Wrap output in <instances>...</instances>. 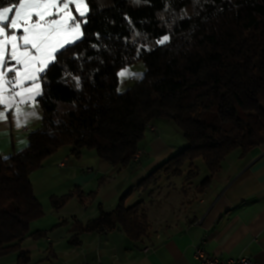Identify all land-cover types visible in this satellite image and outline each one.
<instances>
[{
  "label": "trees",
  "instance_id": "obj_1",
  "mask_svg": "<svg viewBox=\"0 0 264 264\" xmlns=\"http://www.w3.org/2000/svg\"><path fill=\"white\" fill-rule=\"evenodd\" d=\"M86 2L85 38L42 81V127L25 151L0 155V257L18 251V264H30L21 243L30 223L45 215L31 173L65 146L76 159L94 151L112 166L128 167L155 120L169 119L183 133V151L132 187L115 210L100 208L98 217L76 226L78 233L122 230L134 242L151 229L144 202L125 206L135 188L161 177L196 180L194 164L202 158L209 176L196 192L204 193L226 157L264 145V0ZM139 61L144 75L121 93L119 71ZM75 195L82 198L51 197L52 209Z\"/></svg>",
  "mask_w": 264,
  "mask_h": 264
},
{
  "label": "crops",
  "instance_id": "obj_2",
  "mask_svg": "<svg viewBox=\"0 0 264 264\" xmlns=\"http://www.w3.org/2000/svg\"><path fill=\"white\" fill-rule=\"evenodd\" d=\"M39 98L34 105H22L23 111L36 112L26 124L17 127L14 110L0 121L3 158L25 151L30 134L42 127ZM0 111L4 109L0 107ZM164 120L157 119L149 126L155 132L147 130L140 152L128 167L112 166L94 151H84L76 160L72 158L71 147L65 146L31 173L33 186L37 183L41 190L49 179L60 177L64 184L40 195L35 187L45 215L30 223V233L21 243L20 251L31 255L30 264H199L195 247L200 244L212 257L244 255L264 264V145L247 155L235 150L226 157L204 193L195 192L198 185L194 181L190 182L195 186L192 193L187 189L183 192L181 185L183 197L180 195L177 202L163 201L162 197L153 199L150 195L158 187L170 186L172 177H161L147 189L135 188L125 206L144 202L151 221L147 237L140 241L133 242L122 230L76 232L78 224L98 217L100 208L105 212L115 210L124 194L180 152L164 142L170 128ZM20 128L27 130L23 132ZM65 160V166H60ZM51 172L57 175L52 177ZM70 192L81 193L82 198L75 195L66 206L53 210L50 198ZM194 193L196 196L191 198ZM145 194V200H141ZM162 195L165 199L170 197V189ZM38 233L42 236H33ZM75 236L79 237L77 241ZM18 255V251L5 254L0 257V264H18Z\"/></svg>",
  "mask_w": 264,
  "mask_h": 264
},
{
  "label": "snow or ice",
  "instance_id": "obj_3",
  "mask_svg": "<svg viewBox=\"0 0 264 264\" xmlns=\"http://www.w3.org/2000/svg\"><path fill=\"white\" fill-rule=\"evenodd\" d=\"M86 0H0V121L13 113L17 127L36 116L22 105L43 95L42 81L72 46L85 38ZM168 40L165 36L157 44ZM137 75L127 69L120 77ZM79 87V77H73Z\"/></svg>",
  "mask_w": 264,
  "mask_h": 264
},
{
  "label": "rangeland",
  "instance_id": "obj_4",
  "mask_svg": "<svg viewBox=\"0 0 264 264\" xmlns=\"http://www.w3.org/2000/svg\"><path fill=\"white\" fill-rule=\"evenodd\" d=\"M88 10H89V8H88ZM125 69H127L128 72L135 73L137 75H133V76H127L126 75L123 78L120 77L119 73ZM145 71H146V65L142 61H139L133 65H129V66H126V68L121 69L118 73V77L120 78L118 91H120L121 93L127 92L128 89L135 86V84L140 81V79L144 75ZM163 122L166 125H168V124L170 125V128H168L166 135L164 137L165 138L164 142H166L167 144L171 143L173 146L177 147L180 152L183 151V149L188 145V141L185 140L183 133L180 131L179 128H177L175 123L170 121L169 119L164 120ZM147 129H148V131H151L150 127ZM146 133H149V132H146ZM72 158L76 159L74 156ZM194 165L199 168V175L196 178V180H191V181H194L193 183L197 186L204 180L205 177L209 176V171L207 169V166H205L202 158L197 159ZM56 175H57L56 173H52V177H55ZM61 181L62 180L60 179V177L53 178V179H49L48 183H46L44 186H42L43 190H41L40 187H38L37 183H36L35 187L37 188V191L39 190L38 194L40 195V194L45 193V192L47 193V190L48 191L57 190V188L60 187L61 184H64ZM191 181L186 179V175H184V177H182V178L172 177V183L170 184V186L167 187L165 185V186L160 187V188L158 187L159 192H158V189H154L150 195L152 196L153 199H156V198L159 199V197H162L163 201L164 200L170 201V202L176 201V200L178 201V199H180L179 198L180 195H181L180 197H183V195L181 193L182 191H181V189H179L181 187V185L183 186V192L186 189H187V191H189L191 193L194 191L193 189L195 188V186L192 187V185L190 184ZM35 187H34V190H35ZM173 187H176V188L174 189ZM168 189H170L171 195H170V197H167V199H165V198H163L164 195H162V194H165ZM196 194L194 193V195H190V197L193 198L196 196ZM134 196L137 197V194L135 193ZM145 197H146V194L143 195L141 200H145ZM138 200H140V199H137V201ZM144 208L147 209V213H148L147 206L146 207L144 206ZM150 223H151V221H150Z\"/></svg>",
  "mask_w": 264,
  "mask_h": 264
},
{
  "label": "built area",
  "instance_id": "obj_5",
  "mask_svg": "<svg viewBox=\"0 0 264 264\" xmlns=\"http://www.w3.org/2000/svg\"><path fill=\"white\" fill-rule=\"evenodd\" d=\"M151 129L153 132H155L156 129H154L151 126ZM26 131L27 129L20 128V131ZM65 160L63 163L60 164V166L64 167L65 166ZM195 258L199 262V264H257L254 258L250 256H244L240 255L238 257H228L227 259H222L217 256H210L207 254L205 251L203 245H197L195 247ZM71 264H94L90 262H83V263H71ZM96 264H101V263H96Z\"/></svg>",
  "mask_w": 264,
  "mask_h": 264
}]
</instances>
